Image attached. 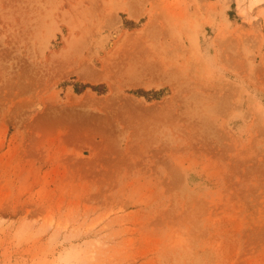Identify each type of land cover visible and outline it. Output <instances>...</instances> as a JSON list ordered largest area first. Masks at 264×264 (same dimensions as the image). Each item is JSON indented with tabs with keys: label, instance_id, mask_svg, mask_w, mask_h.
<instances>
[{
	"label": "rangeland",
	"instance_id": "1",
	"mask_svg": "<svg viewBox=\"0 0 264 264\" xmlns=\"http://www.w3.org/2000/svg\"><path fill=\"white\" fill-rule=\"evenodd\" d=\"M0 264H264V0H0Z\"/></svg>",
	"mask_w": 264,
	"mask_h": 264
},
{
	"label": "crops",
	"instance_id": "2",
	"mask_svg": "<svg viewBox=\"0 0 264 264\" xmlns=\"http://www.w3.org/2000/svg\"><path fill=\"white\" fill-rule=\"evenodd\" d=\"M132 13H133V15H132L133 16L132 17L133 19L137 18L136 16H138V17L141 16V15L138 14V12L136 10H133Z\"/></svg>",
	"mask_w": 264,
	"mask_h": 264
},
{
	"label": "bare ground",
	"instance_id": "3",
	"mask_svg": "<svg viewBox=\"0 0 264 264\" xmlns=\"http://www.w3.org/2000/svg\"><path fill=\"white\" fill-rule=\"evenodd\" d=\"M190 40H191V43L194 45V42H195L194 38H192V39L190 38ZM153 63H155V62H153Z\"/></svg>",
	"mask_w": 264,
	"mask_h": 264
}]
</instances>
